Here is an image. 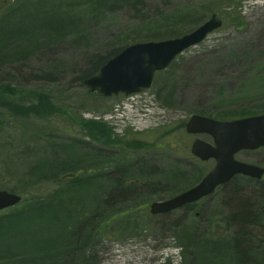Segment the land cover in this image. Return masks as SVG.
I'll list each match as a JSON object with an SVG mask.
<instances>
[{
    "label": "rangeland",
    "instance_id": "rangeland-1",
    "mask_svg": "<svg viewBox=\"0 0 264 264\" xmlns=\"http://www.w3.org/2000/svg\"><path fill=\"white\" fill-rule=\"evenodd\" d=\"M43 5V21L55 15L73 22L0 53V86L12 90L7 97L27 105L46 92L53 105L44 112L54 115L20 117L0 108V189L22 196L0 211V264H242L238 250L247 242L249 264H264V179L238 176L194 206L150 211L152 202L215 166L191 152L197 138L212 143L207 134L187 132L193 114L264 108V0H6L0 21L6 16L18 26ZM186 9L198 16L183 21L178 36L213 13L224 25L157 72L151 88L104 97L80 84L96 54L139 42L132 40L140 31L173 25ZM9 21L3 27H12ZM237 158L264 166V148ZM60 165L78 177L58 182L53 177L62 174L50 168ZM119 177L151 181L118 197ZM239 202L253 206L245 232L233 217Z\"/></svg>",
    "mask_w": 264,
    "mask_h": 264
},
{
    "label": "water",
    "instance_id": "water-1",
    "mask_svg": "<svg viewBox=\"0 0 264 264\" xmlns=\"http://www.w3.org/2000/svg\"><path fill=\"white\" fill-rule=\"evenodd\" d=\"M223 23V19L213 13L195 30L182 36L131 44L83 83L104 97L143 92L152 87L156 72L168 68L180 54L204 41ZM186 129L191 134L211 135L213 143L197 138L192 143L191 151L201 160L214 159L216 164L190 189L166 200L152 202L150 211L154 215L169 213L197 202L213 194L220 185L236 175L263 178L264 167L239 160L236 155L242 150L264 147V113L231 120L195 114L186 123ZM21 200V195L0 189V211Z\"/></svg>",
    "mask_w": 264,
    "mask_h": 264
},
{
    "label": "trees",
    "instance_id": "trees-1",
    "mask_svg": "<svg viewBox=\"0 0 264 264\" xmlns=\"http://www.w3.org/2000/svg\"><path fill=\"white\" fill-rule=\"evenodd\" d=\"M6 5V0H0V12L3 10V8ZM43 7H45L44 5L41 6L39 9L35 10L36 13L32 14V16L28 19L22 20L20 19L18 22V26L17 24H13L11 21H9L6 16L0 21V53L4 50H6V48L8 46L13 45L14 42L16 41H20V40H25L26 37H29L30 35H35L37 31H42V30H53V29H60L61 27L70 25L73 21L71 19L68 20H60V18L58 16L55 15H47L45 18V21H43V19L41 18V16L43 15V13L41 12L43 10ZM50 14V13H49ZM11 15V14H10ZM177 18H181L179 21L176 20L173 25L170 26H162V25H158L154 28H149L143 31H140V35L134 37V39L132 41L136 42V41H150V40H162V39H167V38H173V37H177L178 35H180V31L182 30V22L185 20H192L193 18H196V16H198V12L195 9H186L184 12H182L181 14H176L175 15ZM58 17V18H57ZM41 18V19H40ZM56 18V19H55ZM36 19L40 20V23L36 26ZM59 19V20H57ZM3 21H9L10 23H12V27L10 26V28H5L3 27L5 23H1ZM205 21V17H199L196 21L195 25H199L202 22ZM9 23V24H10ZM236 25H240L241 21L240 19L234 22ZM193 29V28H192ZM129 41V40H128ZM128 41H126L124 44L123 42L118 43L119 45L113 47L111 50H109L107 53H105L104 55L101 54H96L91 63L90 66L85 69L80 76L78 77L80 84H83V81L93 75H96L99 71V68L105 64L110 58L114 57L115 55H117L118 53H120L123 48H125L126 45H128ZM5 83L2 84V86H0V108L5 109L8 113H12L14 115L17 116H22V117H28L32 114H36V115H45V117H43L44 120H46V118H51L54 115H50L49 113L51 111L48 112V110H46L44 112V109L46 108H50L53 105L52 99L50 94L46 93V92H41L39 94H37L34 98H32V100H30L31 102H29L27 105L22 103L20 104V102H16L13 99H11L10 97H7V93H12V90L9 89V85H4ZM47 112V113H46ZM264 113V108H262L260 111L257 112H247V113H240L238 115H233V114H228V113H222V112H217L215 113V117L218 119H226V118H238V117H244V116H249V115H254V114H261ZM96 128H99L100 131L104 132V125L101 126L100 123L98 122H94L93 123ZM108 136V134L103 133V140H105V138ZM106 141V140H105ZM68 169L67 167L64 166H56V167H51L50 168V174H57L58 172L61 173L62 175H60L59 177L54 176L53 178H56V180L58 182H61L65 179L68 178H75L78 177V172L75 170H71ZM123 175V174H122ZM238 177V176H237ZM243 177V176H241ZM234 179V178H233ZM117 180L119 181L116 186L118 188L117 191L114 192V189L112 192H114L113 195L115 196H123V195H128L130 194L134 189V186L138 189L141 186L146 185V182L150 183V177H145L144 179L137 177L136 179H132L129 181H124L123 178L120 179L117 178ZM198 183V182H197ZM135 184V185H134ZM196 183L191 184V186L187 187L186 189L192 187L193 185H195ZM116 188V189H117ZM184 189V190H186ZM135 191V190H134ZM183 191V189L181 190ZM180 191V192H181ZM177 193V192H176ZM179 193V192H178ZM258 196V194H257ZM172 197V196H171ZM59 203H63V202H59ZM263 202H258L257 204H259L258 206L254 205V207L259 208L255 211L260 212L261 208H262V204ZM239 205H241L239 207V213L238 216H235V214H233V217H237L238 219V224L239 227L241 226V229H244V226L251 224V216L250 215V207H253L252 205L247 204L246 202H239ZM195 204H191L188 206H194ZM2 214V213H0ZM170 214V213H168ZM249 217V218H248ZM254 224V223H253ZM245 232V230H243ZM250 234L247 235V238ZM245 236V234H241V232L239 233V239H243V237ZM240 240V241H241ZM247 242V241H245ZM248 243V242H247ZM242 244L239 247L240 253H242L243 257H242V264H249V261L246 259L247 258V251L248 250V246ZM247 255V256H246ZM53 264H56L53 262Z\"/></svg>",
    "mask_w": 264,
    "mask_h": 264
},
{
    "label": "bare ground",
    "instance_id": "bare-ground-1",
    "mask_svg": "<svg viewBox=\"0 0 264 264\" xmlns=\"http://www.w3.org/2000/svg\"><path fill=\"white\" fill-rule=\"evenodd\" d=\"M200 25H201V24H199L197 27H199ZM197 27H196V28H197ZM196 28H194L193 30H195ZM173 38H175V37H173ZM167 39H169V38H167ZM83 84H84V83H83Z\"/></svg>",
    "mask_w": 264,
    "mask_h": 264
},
{
    "label": "flooded vegetation",
    "instance_id": "flooded-vegetation-1",
    "mask_svg": "<svg viewBox=\"0 0 264 264\" xmlns=\"http://www.w3.org/2000/svg\"><path fill=\"white\" fill-rule=\"evenodd\" d=\"M251 179V178H250Z\"/></svg>",
    "mask_w": 264,
    "mask_h": 264
}]
</instances>
